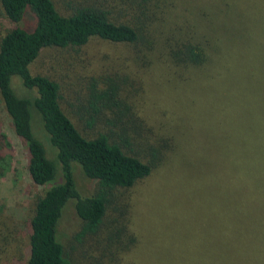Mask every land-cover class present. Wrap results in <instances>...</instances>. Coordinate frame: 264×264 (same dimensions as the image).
Here are the masks:
<instances>
[{
	"label": "rangeland",
	"instance_id": "rangeland-1",
	"mask_svg": "<svg viewBox=\"0 0 264 264\" xmlns=\"http://www.w3.org/2000/svg\"><path fill=\"white\" fill-rule=\"evenodd\" d=\"M53 1L66 14L86 0ZM245 1L244 15L223 19L218 29L201 19L208 49L216 48V52L200 69L173 68L166 55L138 60L133 47L101 39H92L82 47L43 50L31 65L33 75L47 76L60 85L61 107L88 138L98 131L111 136L113 128L98 122L94 127L87 125L83 107L88 100L86 86L92 78L117 75L126 81L121 97L149 130L147 137L168 141L165 157L149 177L121 193L127 212L123 220L112 215L97 246L92 240L84 245L75 241L81 222L73 202L67 205L59 233L71 264H264V238H237V243L249 242L250 249L223 250V254L209 251L206 243L215 240L200 233L216 228L188 226L204 220L246 221L230 219L237 207L236 195H231V145L240 123L257 125L256 102L257 116L264 118V0ZM189 8L185 4L187 20H200L199 16L204 18L210 12L203 15ZM34 25V15L27 12L18 26L32 30ZM13 27L0 10V36ZM14 84L18 86L20 80L16 78ZM0 119L12 155L10 170L0 179V205L4 206V220L19 229L24 252L36 199L46 187L31 181L27 148L14 133L1 104ZM130 147L145 160L143 148ZM75 179L81 195L94 192V183L78 167ZM252 199L255 203L250 201L249 206L261 209L264 193H254ZM249 221L264 224V219ZM106 247L110 254L103 253Z\"/></svg>",
	"mask_w": 264,
	"mask_h": 264
},
{
	"label": "trees",
	"instance_id": "trees-1",
	"mask_svg": "<svg viewBox=\"0 0 264 264\" xmlns=\"http://www.w3.org/2000/svg\"><path fill=\"white\" fill-rule=\"evenodd\" d=\"M247 2L86 0L64 14L53 0H0L3 16L14 25L0 36V104L14 133L27 148L31 181L46 187L36 199L24 252L19 229L4 220V206L0 205V264L19 260L23 264H71L59 233L63 212L71 202L81 222L75 241L100 244V232L112 215L123 220L127 212L121 193L149 177L168 148L166 139L147 137L149 130L121 97L125 80L122 82L117 75L90 79L86 86L88 100L83 106L87 125L110 124L112 135L98 131L92 138L85 136L61 107L60 85L47 76L31 73L30 67L42 51L82 47L92 39H101L133 47L138 60L166 55L173 68L200 69L216 52V48L208 49L201 19L208 20L213 30L218 29L223 19L244 15ZM185 4L194 13L210 12L204 18L199 16L200 20H187L183 14L187 12L183 11ZM27 12L35 18L32 30L18 26ZM16 78L20 80L18 86L14 84ZM255 106L257 125L240 123L234 130L230 171L231 195H236L237 207L230 219H264V201L261 209L249 206L250 201L255 203L254 193H264V118L257 116V102ZM246 116L247 112L243 113L242 117ZM130 146L143 148L147 152L145 160ZM10 147L0 119V179L11 167ZM76 167L94 183L95 190L89 196L79 192ZM103 253L110 254L107 247Z\"/></svg>",
	"mask_w": 264,
	"mask_h": 264
},
{
	"label": "crops",
	"instance_id": "crops-1",
	"mask_svg": "<svg viewBox=\"0 0 264 264\" xmlns=\"http://www.w3.org/2000/svg\"><path fill=\"white\" fill-rule=\"evenodd\" d=\"M197 228H216V229H202L200 233L205 238H212L215 241L206 243L207 249L212 252L223 253V250H246L250 249L249 242H236L237 238L256 237L258 239L264 238V224H254V222L246 221H235V220H204L192 222ZM196 223V224H195ZM226 228V229H219ZM222 240H234L228 241L226 244L214 243L221 242ZM232 253V252H231Z\"/></svg>",
	"mask_w": 264,
	"mask_h": 264
}]
</instances>
